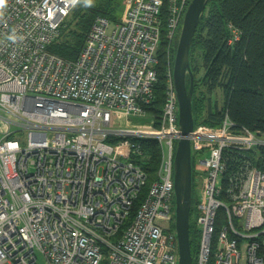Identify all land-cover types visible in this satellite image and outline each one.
I'll return each instance as SVG.
<instances>
[{
	"label": "built area",
	"instance_id": "1",
	"mask_svg": "<svg viewBox=\"0 0 264 264\" xmlns=\"http://www.w3.org/2000/svg\"><path fill=\"white\" fill-rule=\"evenodd\" d=\"M79 1L0 0V264H179L173 64L161 117L147 107L162 35L176 43L191 0H127L124 20L94 17L66 59L50 46ZM190 137L194 264H264V169L253 161L264 134L226 112ZM144 138L162 159L125 224L148 179Z\"/></svg>",
	"mask_w": 264,
	"mask_h": 264
},
{
	"label": "trees",
	"instance_id": "2",
	"mask_svg": "<svg viewBox=\"0 0 264 264\" xmlns=\"http://www.w3.org/2000/svg\"><path fill=\"white\" fill-rule=\"evenodd\" d=\"M121 0H80L66 17L60 28V36L51 44L50 50L60 56L76 59L84 46L88 30L96 15L111 21L117 20ZM166 5L164 7L165 11ZM76 20V30L70 29ZM239 30V39L229 43L233 28ZM194 36L191 48L192 71L195 77L193 109L195 126L206 124L221 126L225 113L239 125L264 134V0H208ZM158 63V81L155 97L147 107L159 119L165 102L168 80V40L162 35ZM188 85L190 78L188 77ZM222 91L224 102L219 107L213 99L216 91ZM152 113V114H153ZM154 115V116H155ZM144 150L141 165L147 171L146 185L135 202L129 223L139 204L147 195L150 185L157 178L162 147L155 138L141 139ZM253 161L264 169V147L253 152ZM195 183L193 182V189ZM196 196L193 192L190 211V238L193 260L200 241L193 213ZM175 228V226L172 225ZM106 259L103 261L105 262Z\"/></svg>",
	"mask_w": 264,
	"mask_h": 264
},
{
	"label": "water",
	"instance_id": "3",
	"mask_svg": "<svg viewBox=\"0 0 264 264\" xmlns=\"http://www.w3.org/2000/svg\"><path fill=\"white\" fill-rule=\"evenodd\" d=\"M208 0H191L185 13L182 31L174 60V87L179 99L180 136L174 160V192L176 203L175 227L178 238L179 264H194L190 238V218L193 199V156L191 132L195 129L193 94L195 77L192 71L191 48L197 26L203 17ZM188 77L190 82L188 85Z\"/></svg>",
	"mask_w": 264,
	"mask_h": 264
},
{
	"label": "rangeland",
	"instance_id": "4",
	"mask_svg": "<svg viewBox=\"0 0 264 264\" xmlns=\"http://www.w3.org/2000/svg\"><path fill=\"white\" fill-rule=\"evenodd\" d=\"M126 2H127V0H121V4H120L121 11L117 13V20L116 21L124 20L123 18H124L125 11H126V8H127L126 7ZM76 23H77V21L73 20V23H72L70 29L76 30ZM180 28H181L180 29V33H181L182 25L180 26ZM179 37H180V34H179ZM179 37L177 36L176 43H174L172 46H170L169 44L167 46L166 52H167V56H168V64H173L174 65V60H175V56H176V53H177L176 50H177V46H178V42H179V40H178ZM212 97H213L214 100H217V103H218L219 107H221L223 102H224V96L222 95V91L221 90L220 91H216L215 94H213ZM149 113H150V111H149ZM152 113L153 112H151L150 115L154 116L155 114L154 113L152 114ZM154 117H157V116L155 115ZM137 121H139V122L140 121L148 122L149 121V117L140 118ZM204 125H206V124H204ZM207 126L208 127H210V126L216 127V126H213V125H207ZM194 155H195V153L192 154L193 158L195 157ZM193 191H194V195L195 196L200 193V191L197 190L196 187H194ZM175 210H176V207H175ZM195 217H196V214L193 213L192 220H194ZM175 221H170V224L175 226Z\"/></svg>",
	"mask_w": 264,
	"mask_h": 264
},
{
	"label": "crops",
	"instance_id": "5",
	"mask_svg": "<svg viewBox=\"0 0 264 264\" xmlns=\"http://www.w3.org/2000/svg\"><path fill=\"white\" fill-rule=\"evenodd\" d=\"M194 180V179H193Z\"/></svg>",
	"mask_w": 264,
	"mask_h": 264
}]
</instances>
